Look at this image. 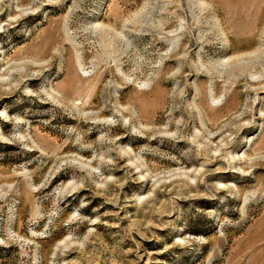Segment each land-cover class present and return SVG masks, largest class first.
I'll return each instance as SVG.
<instances>
[{
  "label": "rangeland",
  "instance_id": "rangeland-1",
  "mask_svg": "<svg viewBox=\"0 0 264 264\" xmlns=\"http://www.w3.org/2000/svg\"><path fill=\"white\" fill-rule=\"evenodd\" d=\"M0 264H264V0H0Z\"/></svg>",
  "mask_w": 264,
  "mask_h": 264
}]
</instances>
